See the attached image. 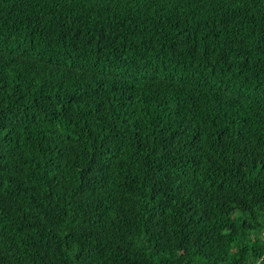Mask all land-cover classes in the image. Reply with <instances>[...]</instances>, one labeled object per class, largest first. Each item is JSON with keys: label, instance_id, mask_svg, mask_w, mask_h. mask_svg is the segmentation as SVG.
Wrapping results in <instances>:
<instances>
[{"label": "trees", "instance_id": "16d2710c", "mask_svg": "<svg viewBox=\"0 0 264 264\" xmlns=\"http://www.w3.org/2000/svg\"><path fill=\"white\" fill-rule=\"evenodd\" d=\"M259 260L264 0H0V264Z\"/></svg>", "mask_w": 264, "mask_h": 264}, {"label": "water", "instance_id": "95a60500", "mask_svg": "<svg viewBox=\"0 0 264 264\" xmlns=\"http://www.w3.org/2000/svg\"><path fill=\"white\" fill-rule=\"evenodd\" d=\"M261 260H262V259H261ZM261 260H259V261L257 262V264H260Z\"/></svg>", "mask_w": 264, "mask_h": 264}]
</instances>
